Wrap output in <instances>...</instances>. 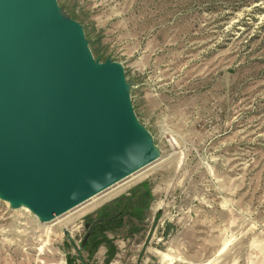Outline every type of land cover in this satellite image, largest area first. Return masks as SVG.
Masks as SVG:
<instances>
[{
	"label": "rangeland",
	"instance_id": "rangeland-1",
	"mask_svg": "<svg viewBox=\"0 0 264 264\" xmlns=\"http://www.w3.org/2000/svg\"><path fill=\"white\" fill-rule=\"evenodd\" d=\"M57 3L95 58L123 65L159 156L47 222L0 199V264H67L99 210L144 182L147 217L107 232L109 264H264V0Z\"/></svg>",
	"mask_w": 264,
	"mask_h": 264
},
{
	"label": "water",
	"instance_id": "water-1",
	"mask_svg": "<svg viewBox=\"0 0 264 264\" xmlns=\"http://www.w3.org/2000/svg\"><path fill=\"white\" fill-rule=\"evenodd\" d=\"M129 91L57 0H0V199L47 222L156 160Z\"/></svg>",
	"mask_w": 264,
	"mask_h": 264
},
{
	"label": "trees",
	"instance_id": "trees-1",
	"mask_svg": "<svg viewBox=\"0 0 264 264\" xmlns=\"http://www.w3.org/2000/svg\"><path fill=\"white\" fill-rule=\"evenodd\" d=\"M144 191L140 192L138 200L132 199L131 194L124 195L99 210L98 217L88 223L86 234L80 240L76 254L66 253L67 264H95L94 254L102 244L105 246V256L102 264H109L114 258L117 248L114 239L107 232L116 234L123 227H126L127 234L138 231L139 224L147 217L149 204L152 199L151 193L147 190L145 182ZM114 237V236H113ZM69 248L70 245L66 244ZM82 251L87 252V257L82 256ZM79 262H78V261Z\"/></svg>",
	"mask_w": 264,
	"mask_h": 264
}]
</instances>
